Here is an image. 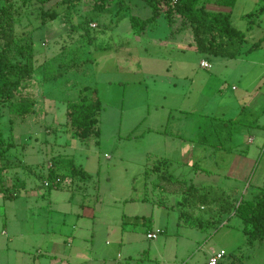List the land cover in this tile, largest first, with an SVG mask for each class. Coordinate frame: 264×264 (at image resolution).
Returning a JSON list of instances; mask_svg holds the SVG:
<instances>
[{"label":"rangeland","instance_id":"obj_1","mask_svg":"<svg viewBox=\"0 0 264 264\" xmlns=\"http://www.w3.org/2000/svg\"><path fill=\"white\" fill-rule=\"evenodd\" d=\"M60 1L29 0L10 32L0 30L8 43H31L35 68L15 90V101L28 98L35 111L22 117L0 96V137L11 142L5 164H13L4 187L17 193L0 192V264H207L221 250V264H264V241L249 245L232 214L264 181V39L248 52L264 37V15L246 16L260 0H208L246 34L236 58L210 57L212 69L201 68L208 57L190 47L191 27L171 37L161 15L136 33L130 15H151L141 0L118 13L89 12L88 2L69 11ZM55 8L59 17L43 21ZM85 19L89 34L71 29ZM90 89L101 100L100 135L82 141L67 103ZM163 157L173 161L170 179L205 195L183 183L167 193L169 177L155 181L164 165L147 176ZM71 159L87 177L73 174ZM54 162L57 177L47 178ZM184 194L195 198L184 203ZM184 209L188 220L179 218ZM152 229L163 232L149 239Z\"/></svg>","mask_w":264,"mask_h":264},{"label":"trees","instance_id":"obj_2","mask_svg":"<svg viewBox=\"0 0 264 264\" xmlns=\"http://www.w3.org/2000/svg\"><path fill=\"white\" fill-rule=\"evenodd\" d=\"M29 0H23L19 7L11 8V1L6 0L2 6V13H0V30H4L7 33L10 32L6 29L9 28L15 22V15L19 13L20 9L24 7ZM48 2L50 0H42ZM135 0H61L58 5L65 7L69 11L76 10L80 4L88 2L89 12H110V11H123L132 7V2ZM144 4L150 7L151 15L147 18H141L138 15L131 14L130 21L135 32L139 35L144 34L147 29L153 24L157 23L158 17L164 15L168 22L171 24V28L174 29L171 33L178 36L180 32L185 28L191 27L193 40L196 45V49L201 54L210 56H221L227 58H236L240 53L241 44L246 40V34L233 25L232 17L229 13L223 12H210L206 9L205 5L200 4V0H141ZM232 2L231 0H226ZM59 12L55 8L51 13L45 11L42 13V20L47 21L55 20L59 17ZM254 15H264V0H260V6L256 10V13L251 12L246 14L248 17ZM253 21H249L248 29L253 28ZM15 24V23H14ZM71 29H84L89 34V20L85 19L78 25L70 24ZM264 37L256 41L248 50V52L261 46ZM3 41V45L0 50V96H3V103L8 102L16 113L20 116L35 111L34 102L28 98L20 97V102L15 101V90L20 86V83L24 78L32 77L34 72V66L32 62L33 47L30 42H21L14 38L9 43L6 38L0 35V41ZM45 81H50L49 77H44ZM88 91V87L85 88ZM91 90V89H90ZM92 95H88V92L80 96L75 100H71L67 103V117L71 127L75 128L79 138L83 141L90 136L100 135V129L97 127V112L101 109V100L98 96L97 90H91ZM11 142L6 141L4 137H0V192L5 193V196L15 197L17 193H12L4 187L6 178L3 174L4 170L12 166L13 164H5V154L11 147ZM171 163L170 159L163 157L159 160V164H155L154 167L147 169L146 175L150 176L153 172L161 173L155 181L160 185L161 181H166L167 176L165 174L166 167ZM57 162L53 163V167L49 170L47 178L57 177L56 166ZM164 165V170L161 169ZM68 166L72 167V172L76 176L87 177L86 171L77 170L74 167L73 159L68 161ZM162 170V171H161ZM209 171L208 169H203ZM161 171V172H160ZM171 182H174L170 179ZM179 183H183L187 186L186 191L195 194H204L200 188L194 184H189L185 179H179ZM23 187V186H22ZM200 189V190H199ZM249 196L245 194L239 199L238 203L234 207L233 215L239 217L243 223V231L247 236V243L254 245L257 240L264 241V181L263 184L256 189L247 191ZM247 194V195H248ZM203 196V195H200ZM194 196L184 194L183 202H188ZM145 199H148L146 196ZM204 202H208L207 197L202 198ZM160 205L165 204L163 198H160ZM180 220L187 218L185 209L179 214ZM190 225H196L194 222ZM197 226L204 227V223L199 222ZM207 225V224H206Z\"/></svg>","mask_w":264,"mask_h":264},{"label":"crops","instance_id":"obj_3","mask_svg":"<svg viewBox=\"0 0 264 264\" xmlns=\"http://www.w3.org/2000/svg\"><path fill=\"white\" fill-rule=\"evenodd\" d=\"M200 4H203V5H205V7H206V9L208 10V11H210V12H212L211 11V8H214V9H217V11L218 12H223V13H227V12H224L223 10L224 9H227V8H225L224 6H214L211 2H209L208 0H200ZM219 9V10H218ZM230 14V13H229ZM231 15V14H230ZM193 45V46H192ZM190 47H194V48H192V49H194V50H196V52L199 54V55H203V56H207L208 58H206V59H203V60H207L208 62H210L211 63V65H212V62H211V56L210 55H206V54H201V53H199L198 51H197V49H196V45H195V42H194V40H193V42H190ZM202 60V61H203ZM201 61V62H202ZM201 62H200V66H201ZM201 68H204V67H202L201 66ZM213 68V65H212V67H211V69ZM205 69H207V68H205ZM233 89L235 90V89H237V87L235 88V86H233ZM202 94H204V92L202 93ZM206 94H207V91H206ZM206 94H204L205 96H204V98L205 99H208L207 98V96H206ZM243 97V96H242ZM252 140V138L250 137L249 139H248V141H251ZM168 158V157H167ZM170 159V158H169ZM247 158H244L243 160H246ZM170 161H171V163L173 162L171 159H170ZM170 163V164H171ZM169 164V165H170ZM209 170V169H208ZM240 172V171H239ZM239 175V174H238ZM237 175V176H238ZM172 176H173V174H172ZM158 177V176H157ZM178 180H179V178H174V182H172V184L171 185H169L168 186V188L167 189H165V191L167 190V193H171V194H176V193H179V192H177L176 191V187H178V185L180 186V184L181 183H179L178 182ZM163 183V182H162ZM193 184V183H192ZM171 186V188L172 189H169V187ZM145 187L149 190V188H150V183H146V185H145ZM208 187H210V189H212L213 188V186H208ZM180 188V187H179ZM156 189L157 188H155V189H153L154 191H156ZM163 189V188H162ZM162 189H160V191H162ZM208 189V188H207ZM210 189H208V190H210ZM171 190V191H170ZM208 190H206V192L208 191ZM201 192H204V191H201ZM229 193V192H228ZM231 194H233V192H231ZM146 197V196H145ZM161 198V197H160ZM241 198V197H240ZM233 214V213H232ZM206 226V225H205ZM204 226V227H205ZM160 231V232H158L157 233V231ZM150 232H153V233H157V235L159 234V233H162L163 232V230L162 229H156V231L155 230H149L148 231V233H150ZM3 233H6L5 231H3ZM148 233H147V235H148ZM157 237V236H156ZM155 237V238H156ZM148 238V237H147ZM155 238H153V239H155ZM222 251V250H221ZM220 252V251H219ZM209 259V258H208ZM208 262V261H207Z\"/></svg>","mask_w":264,"mask_h":264},{"label":"built area","instance_id":"obj_4","mask_svg":"<svg viewBox=\"0 0 264 264\" xmlns=\"http://www.w3.org/2000/svg\"><path fill=\"white\" fill-rule=\"evenodd\" d=\"M201 66L207 69H211L212 67L211 63L208 62L207 60H203L201 62ZM158 232L160 231L158 230L157 233ZM157 233L150 232L148 233L147 237L149 239H153L157 236ZM225 255L226 253L224 250L217 252L209 257L207 264H221V260L224 258Z\"/></svg>","mask_w":264,"mask_h":264}]
</instances>
